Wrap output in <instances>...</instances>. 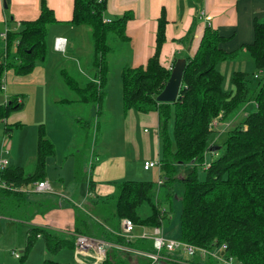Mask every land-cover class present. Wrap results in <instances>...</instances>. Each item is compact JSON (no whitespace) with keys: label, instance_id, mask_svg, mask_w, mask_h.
<instances>
[{"label":"trees","instance_id":"obj_1","mask_svg":"<svg viewBox=\"0 0 264 264\" xmlns=\"http://www.w3.org/2000/svg\"><path fill=\"white\" fill-rule=\"evenodd\" d=\"M5 2L9 4V0ZM106 7L107 0H74L73 17L64 22L55 17L47 0H41L39 17L22 22L23 29L10 30L3 39L4 48L0 51V59H3L0 64V89L7 70H13L19 76H27L34 72L38 62L46 61L49 26L59 23L85 26L91 30L94 44L93 59L90 62L94 69L93 77L88 81H80L63 72L64 83L78 96L77 102L96 103L97 111L100 112L110 80L108 58L114 52L110 39L129 42L127 25L134 18V13L128 11L105 22ZM168 24L163 9L158 19L154 55L145 66L125 65L121 71L124 113L134 110L144 114L157 112L159 115L162 147L157 163L162 184L131 180L116 182L115 194L103 200L105 205L109 199L115 203L113 219L117 222L109 220L113 225L99 223L100 220L92 219L90 214L75 207V225L71 233L73 238L59 237L43 227H31L27 232L24 253L19 258L21 261L26 259L37 239L44 240L47 249L57 253L62 249L73 250L76 237L87 236L117 246L107 250L106 259L100 264H151L148 257L118 248L156 252L153 241L142 238L128 241L121 235V223L128 219L136 228H161L172 214L175 184H179L182 202L179 240L209 249L225 246L224 253L235 257L241 264H264V82L252 89L248 73L235 71L232 74L234 90L225 91L224 75L218 69L219 63L223 61H235L247 56L259 71L264 70V20H254L255 40L252 43L243 44L231 52L221 48V44L229 38L207 26L196 53L186 59L177 101L160 103L157 97L165 89L174 67L167 68L161 63ZM178 59H175L174 64ZM260 75H264V72ZM21 98L20 95L13 96L0 105V120L5 121L15 111L23 110L24 101ZM251 100L256 109L244 116L243 110ZM67 102L71 101H62ZM172 107L175 109L173 139L169 135ZM216 119H220L223 126L233 124L231 127L228 125L224 153L205 166L207 154L216 146L210 143L211 134L223 128L212 127ZM9 126L6 124L7 133L12 130ZM37 148L33 172L27 173L21 166H9L3 171L2 180L7 188H0V215L8 217L3 214L2 207L7 209L9 202L13 203V197L22 198L29 186L46 181L47 161L49 157L55 156L56 148L47 138L44 124L38 129ZM200 167H205V180L199 179ZM88 181V188L93 192L95 183L93 180ZM40 205L48 206L47 210L55 206L50 200L49 204ZM32 216L31 212L28 219L24 220L29 221ZM131 254L138 258L136 262H131ZM164 257V264H213L211 260L203 261L199 256L188 260H177L172 255ZM44 264L60 263L46 260Z\"/></svg>","mask_w":264,"mask_h":264},{"label":"rangeland","instance_id":"obj_2","mask_svg":"<svg viewBox=\"0 0 264 264\" xmlns=\"http://www.w3.org/2000/svg\"><path fill=\"white\" fill-rule=\"evenodd\" d=\"M10 9L9 7L7 14H11ZM59 25L62 26L58 27V29L71 38V46L68 51L66 50L68 52L67 55H63L66 51L63 54L54 53L51 48L52 27H49L47 38L48 55L46 61L37 63L39 66L37 74L40 77L44 76L42 83L39 85L31 84L30 82L15 83L13 80L16 75L12 72L8 75L7 90L0 89V104L6 100V97H13L18 94H22L24 101L23 110L14 112V120L9 118L6 122L0 120V156L2 154L1 150H6L9 152L7 156L10 165H20L25 172H33L38 149V129L40 125L44 124L46 136L56 148L55 156L49 157L47 161L46 181L54 189L58 187L62 189L68 198L71 199L61 198L65 203L77 206L84 204L87 200H91L92 198L87 189L88 180H93V173L95 174V171L104 163L106 158L114 154L124 153L126 150H128L130 160L128 162L129 177L134 178V181L158 183L160 179V168L158 165L148 171L143 169V164L146 160L159 162L158 159L161 156L160 152H158L159 155L157 154L156 145L155 149L152 150L147 147L146 139L153 138L156 135V129L149 124V115L151 114L138 112L133 117L129 116L128 112L124 113L121 71L125 65H131L130 44L110 39V44L114 50L108 58L111 67L110 80L106 96L101 104L102 110L98 112L96 103L77 102L78 96L65 85L63 77V72H67L70 76L78 78L80 81L92 79L94 69L91 68L90 62L93 59L94 44L91 30L88 27L81 26L74 31H70L64 26L65 24ZM3 45V39L0 37L1 51L4 48ZM248 63L250 64H248L246 72L252 81V89H254V86L264 82V75L259 74L260 71L254 62ZM238 64V62L223 61L218 65L224 75L223 89L225 91L231 92L234 90L232 72L240 69L241 66ZM242 66L247 67V63ZM255 75H259V77L255 78ZM79 99L81 98L79 97ZM63 100L71 102L62 103ZM255 109L256 105L251 100L244 108L243 115L247 116L254 112ZM171 112L169 135L173 139L174 107H172ZM9 120L12 123H9ZM6 123L10 125V129L12 128L9 133L6 132ZM232 124H225L223 128H218L211 134L210 143L216 145L214 147H219L218 153L216 152L218 155L224 153V142L228 138V125L231 127ZM130 130L133 131L137 141L140 143L137 149L129 143ZM216 153L209 151L206 156L205 166L210 165L217 158L215 156ZM204 169L205 167L198 168L200 180L206 179ZM31 187L27 188V193L22 198L13 197L14 201L13 203L9 202L7 209L2 207L4 210L3 214L12 218L28 219V214L31 215V212L36 209L37 203H33L36 201L32 200L38 201V199L45 197L31 192ZM52 198L55 200L59 199L58 196H52ZM8 199L11 200L12 198ZM114 204V201L109 199V203L102 207L101 216L86 204L83 205L82 210L90 214L92 219L100 220L99 223L113 225L109 220L117 222L113 219ZM171 206L173 208L172 214L169 215V219L165 221L160 229L162 236L166 239H180L182 202L179 184H175V196ZM165 207L168 208L169 205ZM5 219H0V264H44L46 260L60 264H76L74 250L62 249L57 253H52L47 249L42 239L35 241L26 259L21 261L19 258L24 253L27 231L30 225ZM143 230V228L137 227L135 232H142ZM58 235L60 237L73 238L71 234L58 233ZM13 253L18 254L20 257L16 258ZM168 255L187 260L191 259L178 249L173 254L163 253V258H161L159 264H164V261H166L164 256ZM130 256H132L131 262L137 261L138 258L135 255L131 254ZM203 261L209 262L208 260Z\"/></svg>","mask_w":264,"mask_h":264},{"label":"crops","instance_id":"obj_3","mask_svg":"<svg viewBox=\"0 0 264 264\" xmlns=\"http://www.w3.org/2000/svg\"><path fill=\"white\" fill-rule=\"evenodd\" d=\"M5 3V0H0V37L2 39H4L2 35L5 32L23 29L22 22L37 19L41 12V0H9V4L6 3L7 8L5 7ZM47 4L53 10L55 17L59 21L68 22L72 19L74 0H47ZM9 7L11 8V14H7ZM163 9L166 11L169 24L166 32L167 41L161 53V63L167 68H171L175 65L174 62L176 58L186 60L189 57H193L207 26L217 29L220 34L229 38L228 41L221 44V48L231 52L238 49L243 44L252 43L255 40L254 20H264V0H107V7L104 14L106 21H111L115 17L123 15L128 11L134 13V18L129 21L127 25V35L130 38L128 43L130 44L131 50V66H145L148 60L154 55L158 19ZM202 10H205L207 14L211 16V20L208 21L201 17L200 13ZM59 24H65L64 26L70 31L79 28L66 23ZM59 24L49 26L52 27L51 48L54 53L63 54L70 48L72 40H70L71 38L64 34L63 31L58 29V27L62 26ZM59 38L66 40L61 42L65 48L63 52L55 49V42ZM67 51L63 55H67ZM233 62H238V65L241 67L239 70H234L232 73L235 71L246 72V68H248V64H250L248 62L253 61L249 59V57L244 56ZM243 62L247 63V67L242 66L244 64ZM38 67L37 65L34 72L27 76L15 74V79L13 80L12 78L13 82L18 84H23L24 82H30L35 85L41 84L44 76L42 75L40 77L39 74H37L39 72ZM12 72L15 73L13 70H7L3 75V77L6 78L5 91L7 90L8 75ZM18 95L22 97V94ZM10 98L11 97H6V100L4 102L2 101L3 103L1 102L0 105L5 104ZM21 99L23 101V97ZM128 113L129 116L134 117V114L138 112L130 110ZM149 114H151L149 115V124L156 129V135L153 138L146 139L147 147L152 150L157 146L156 151L159 155L158 152L161 154L159 115L157 112H150ZM14 116L13 113L9 119L14 120ZM9 123L12 122L9 120ZM129 143L134 145L135 149H137L140 144L132 130H130ZM213 151L217 150L212 149L211 152L214 153ZM215 156H218V154ZM158 160H160V157ZM129 161L128 150H126L124 153L114 154L106 158L104 163L95 171V174L93 173V181L95 183L93 192L89 190L87 185L88 193L92 199L85 201L84 204L92 207L99 216L102 215V207L105 205L104 201L115 194L117 190L116 182L134 181V178L129 177ZM146 162H149V160H146L143 165H145ZM10 166L15 165L11 164ZM143 169L145 170L144 166ZM50 187L52 189L51 192H49L50 194L41 193L40 195L45 196L43 199H38V201L32 200L36 201L33 203L37 204L36 209L32 212L33 216L29 221L5 217L3 215H0V219L6 218L5 220L8 219L11 222L19 221L26 223L30 225L29 229L36 226L43 227L56 233V235H58V233L71 234L75 225L76 212L74 208L83 209L84 204L71 206L69 203H65L61 200V198L71 200L62 189L59 187L54 189L51 185ZM52 196H58L59 199L55 200ZM49 200L55 205L52 209L47 210L48 206L41 207L42 205L40 204L42 203L49 204ZM140 233L142 232H136L138 235ZM58 236L60 237V235ZM73 250L76 264L96 263L95 257L97 254L95 251H91L89 253L90 256H84L77 252L76 247Z\"/></svg>","mask_w":264,"mask_h":264},{"label":"built area","instance_id":"obj_4","mask_svg":"<svg viewBox=\"0 0 264 264\" xmlns=\"http://www.w3.org/2000/svg\"><path fill=\"white\" fill-rule=\"evenodd\" d=\"M101 1V0H100ZM201 17L205 18L206 20H211V16L207 14L205 10H202L200 13ZM105 22H110L106 21ZM2 37L5 39L7 37V32H5ZM62 41H66L65 39L59 38L55 42V49L57 51H65L64 45L61 43ZM4 58H6V55L4 54ZM3 59H0V64L2 63ZM264 70L260 71V74H262ZM259 75H255V78H258ZM1 89H6V78L3 77L2 80ZM220 119H216V121L213 123L212 127H222L223 124ZM221 122V123H220ZM224 127V126H223ZM9 152L6 150H2V154L0 156V188L6 189L7 185L2 180V173L3 171L10 166V162L8 159ZM156 165H158L157 162H146L144 165L145 170H149L151 168H154ZM162 179L160 178L158 181V184H162ZM32 192L36 194L41 193H49L51 192V187L47 181H42L35 183L31 187ZM122 232L121 235L124 236L128 241L134 240L136 238H142L146 240H152L154 242V247L156 249L155 253H148V252H140L135 251L127 247H118L122 250L129 251L132 253H135L137 255H141L144 257H148L151 259V264H156L158 261L163 258V253L166 254H173L178 249L183 251L189 258L193 259L195 257H201L203 260H211L213 264H241L237 261V259L233 256L226 255L224 253V250L226 249L225 246L222 248H213L209 249L206 247H200L193 244H189L187 242L181 241L179 239H166L162 236V231L160 228H154L153 230H149L147 228H143L144 230L139 235L136 234L135 229L136 226H134L128 219H124L121 223ZM76 249L77 252L84 256H90L91 251L96 252V263L100 264L106 259L107 256V250L111 247H117L112 243L106 242L104 240L95 239L87 236H77L76 240ZM15 257L19 258L20 256L16 253ZM177 258V260H182L183 258ZM176 260V261H177Z\"/></svg>","mask_w":264,"mask_h":264},{"label":"water","instance_id":"obj_5","mask_svg":"<svg viewBox=\"0 0 264 264\" xmlns=\"http://www.w3.org/2000/svg\"><path fill=\"white\" fill-rule=\"evenodd\" d=\"M7 8V4L5 3ZM186 66L185 59L177 60L176 64L172 68L171 77L162 91V93L157 97V101L160 103H174L177 101L180 89L183 83V73ZM213 150H219V147H214Z\"/></svg>","mask_w":264,"mask_h":264}]
</instances>
